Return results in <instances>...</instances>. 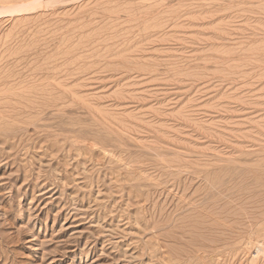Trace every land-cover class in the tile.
Segmentation results:
<instances>
[{"label": "rangeland", "instance_id": "1", "mask_svg": "<svg viewBox=\"0 0 264 264\" xmlns=\"http://www.w3.org/2000/svg\"><path fill=\"white\" fill-rule=\"evenodd\" d=\"M0 10V264H264V0Z\"/></svg>", "mask_w": 264, "mask_h": 264}, {"label": "bare ground", "instance_id": "2", "mask_svg": "<svg viewBox=\"0 0 264 264\" xmlns=\"http://www.w3.org/2000/svg\"><path fill=\"white\" fill-rule=\"evenodd\" d=\"M8 8H9V7H8ZM4 9H5V10H7V7H6V8H4ZM9 9H10V8H9ZM5 10H4V12H5ZM0 11H1V10H0ZM10 11H11V10H10ZM5 13H6V12H5ZM5 13H4V14H5Z\"/></svg>", "mask_w": 264, "mask_h": 264}]
</instances>
